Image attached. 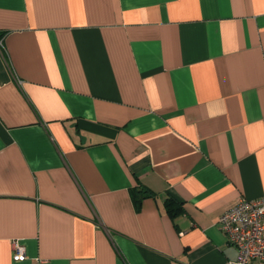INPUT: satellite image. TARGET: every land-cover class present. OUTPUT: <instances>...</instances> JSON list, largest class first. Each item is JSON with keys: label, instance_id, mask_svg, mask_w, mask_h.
Masks as SVG:
<instances>
[{"label": "crops", "instance_id": "0c3cea01", "mask_svg": "<svg viewBox=\"0 0 264 264\" xmlns=\"http://www.w3.org/2000/svg\"><path fill=\"white\" fill-rule=\"evenodd\" d=\"M0 41V264L235 259L218 219L264 197V0H0Z\"/></svg>", "mask_w": 264, "mask_h": 264}, {"label": "built area", "instance_id": "2783aa9c", "mask_svg": "<svg viewBox=\"0 0 264 264\" xmlns=\"http://www.w3.org/2000/svg\"><path fill=\"white\" fill-rule=\"evenodd\" d=\"M218 225L237 252L234 260L223 264H251L254 261L264 264V197L241 198L220 215ZM12 245L13 260L23 261V247L16 241Z\"/></svg>", "mask_w": 264, "mask_h": 264}, {"label": "trees", "instance_id": "16d2710c", "mask_svg": "<svg viewBox=\"0 0 264 264\" xmlns=\"http://www.w3.org/2000/svg\"><path fill=\"white\" fill-rule=\"evenodd\" d=\"M165 207H166L167 212L172 217L176 216L177 214L181 212L180 204L171 197L168 198V200L166 201Z\"/></svg>", "mask_w": 264, "mask_h": 264}]
</instances>
